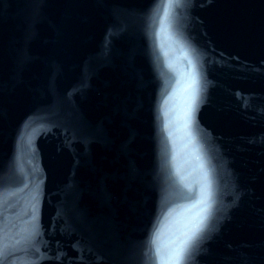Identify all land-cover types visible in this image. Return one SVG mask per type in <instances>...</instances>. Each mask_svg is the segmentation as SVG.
<instances>
[{"label":"snow or ice","instance_id":"obj_1","mask_svg":"<svg viewBox=\"0 0 264 264\" xmlns=\"http://www.w3.org/2000/svg\"><path fill=\"white\" fill-rule=\"evenodd\" d=\"M196 83L197 81L195 77H193L192 83L187 86L188 88L193 89L188 109L185 112V116L189 119L191 118L197 94V90L193 87ZM205 180L206 189L202 191L200 198L197 200V205H203V207H201L200 211L193 215L187 225V231L182 234V238H177V241L174 242L175 248L169 255L161 254V248L158 245V241L160 238V230L157 229L156 232L153 234L152 243L154 246H156V255L159 264H184L185 256L189 246L204 230L206 226L205 221L207 219V213L211 208V203H209V201H211L212 198L211 180L209 179L207 173H205ZM0 264H2V262H0Z\"/></svg>","mask_w":264,"mask_h":264}]
</instances>
